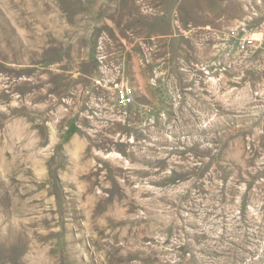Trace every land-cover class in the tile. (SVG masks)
<instances>
[{
  "label": "rangeland",
  "instance_id": "rangeland-1",
  "mask_svg": "<svg viewBox=\"0 0 264 264\" xmlns=\"http://www.w3.org/2000/svg\"><path fill=\"white\" fill-rule=\"evenodd\" d=\"M0 264H264V0H0Z\"/></svg>",
  "mask_w": 264,
  "mask_h": 264
},
{
  "label": "built area",
  "instance_id": "built-area-1",
  "mask_svg": "<svg viewBox=\"0 0 264 264\" xmlns=\"http://www.w3.org/2000/svg\"><path fill=\"white\" fill-rule=\"evenodd\" d=\"M230 36L235 39L239 49L245 47L247 36H240L238 31H231ZM94 60L98 64V76L93 79L94 88L100 95L91 96L88 99L87 106L89 108H97L92 114L99 116L101 108L106 107L105 91H108V97H112L114 101L113 107L126 108L133 103V95L131 89L124 83L123 63L115 62L111 56L105 53L104 44L100 41L95 47ZM88 93V92H87ZM100 108V109H99Z\"/></svg>",
  "mask_w": 264,
  "mask_h": 264
}]
</instances>
